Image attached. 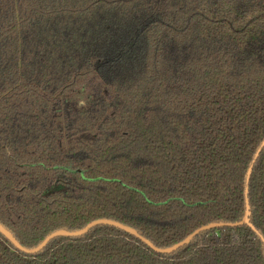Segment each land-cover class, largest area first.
I'll use <instances>...</instances> for the list:
<instances>
[{
    "label": "trees",
    "instance_id": "obj_1",
    "mask_svg": "<svg viewBox=\"0 0 264 264\" xmlns=\"http://www.w3.org/2000/svg\"><path fill=\"white\" fill-rule=\"evenodd\" d=\"M264 0H0V264H264ZM258 156V158H256ZM252 168L249 183L247 176ZM248 189V195L247 194Z\"/></svg>",
    "mask_w": 264,
    "mask_h": 264
},
{
    "label": "water",
    "instance_id": "obj_2",
    "mask_svg": "<svg viewBox=\"0 0 264 264\" xmlns=\"http://www.w3.org/2000/svg\"><path fill=\"white\" fill-rule=\"evenodd\" d=\"M264 147V144L262 145V148ZM259 155H257L256 158H258ZM251 174H252V168L250 169L248 176H247V183H249L250 178H251ZM248 195V189H247V194ZM249 215H250V211H249V204L247 201V210L245 212V216L242 222L238 223V224H211L205 227H202L198 230H196L194 233H192L191 235H189L184 241L169 247V248H165V249H160L157 248L156 246H154L149 240L141 237L139 235V233L134 230L133 228L127 227L123 224H120L118 222L115 221H111V220H98L95 222H92L91 224H89L87 227H85L82 230L76 231V232H68L65 230H61V231H57L55 233H53L52 235H50L49 237H47L38 247L33 248V249H27L24 248L16 239L15 237L12 235V233H10L6 228H4L1 224H0V233L3 234L17 249H19L20 251L29 254V255H34L37 254L39 252H41L43 249L46 248V246L54 239L59 238V237H81L86 235L91 229H93L94 227L100 226V225H107V226H112L115 227L117 229H120L134 237H137L138 239H140L141 241H143L146 245H148L153 251H155L158 254H162V255H170L173 254L175 252H177L179 249L188 246L191 244V242L202 232L205 231H210L213 229H217V228H221V227H237L243 224L249 225L250 221H249Z\"/></svg>",
    "mask_w": 264,
    "mask_h": 264
}]
</instances>
